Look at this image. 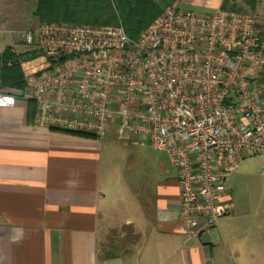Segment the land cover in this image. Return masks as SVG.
Instances as JSON below:
<instances>
[{
  "label": "built area",
  "instance_id": "1",
  "mask_svg": "<svg viewBox=\"0 0 264 264\" xmlns=\"http://www.w3.org/2000/svg\"><path fill=\"white\" fill-rule=\"evenodd\" d=\"M259 25L256 12L174 6L137 40L121 25L40 23L25 35L46 60L26 74L37 122L97 138L114 129L163 151L177 171L184 233L200 236L234 211L228 182L240 161L264 155Z\"/></svg>",
  "mask_w": 264,
  "mask_h": 264
},
{
  "label": "crops",
  "instance_id": "2",
  "mask_svg": "<svg viewBox=\"0 0 264 264\" xmlns=\"http://www.w3.org/2000/svg\"><path fill=\"white\" fill-rule=\"evenodd\" d=\"M176 5L256 12L264 41V0ZM8 47L18 54L29 48L24 38L0 54ZM45 61L25 62V74ZM36 110L27 86L0 91V264H264V206L234 202L217 228L187 237L177 172L162 168L154 190L138 199L140 216L121 218L103 183L99 138L39 124Z\"/></svg>",
  "mask_w": 264,
  "mask_h": 264
},
{
  "label": "rangeland",
  "instance_id": "3",
  "mask_svg": "<svg viewBox=\"0 0 264 264\" xmlns=\"http://www.w3.org/2000/svg\"><path fill=\"white\" fill-rule=\"evenodd\" d=\"M176 2L172 6L177 7ZM36 6V0H0V51L14 41L24 39L28 30L42 23L34 14ZM180 10H189V7L182 5ZM26 51H32L30 46ZM30 60L33 58L28 57L22 63ZM97 141L102 149L103 183L112 194L114 205L120 208L119 216H140L138 199L144 198L146 191L154 190L156 183L163 178L162 168L168 169L172 176L177 172L176 169L163 151L119 140L114 129ZM263 171L264 155L248 156L240 161L228 182L234 202L241 204L244 200H251L256 208L262 209Z\"/></svg>",
  "mask_w": 264,
  "mask_h": 264
},
{
  "label": "trees",
  "instance_id": "4",
  "mask_svg": "<svg viewBox=\"0 0 264 264\" xmlns=\"http://www.w3.org/2000/svg\"><path fill=\"white\" fill-rule=\"evenodd\" d=\"M36 1L37 6L34 14L42 23L66 22L93 26L121 25L133 40H137L160 14L176 2V0ZM228 1L230 0H225L226 3ZM41 55L42 52L38 50L18 54L13 51L12 47H8L0 54V91L24 89L27 86V81L22 61L28 57L34 59ZM30 100L37 109L35 101ZM68 133L97 139L95 135L89 133Z\"/></svg>",
  "mask_w": 264,
  "mask_h": 264
}]
</instances>
